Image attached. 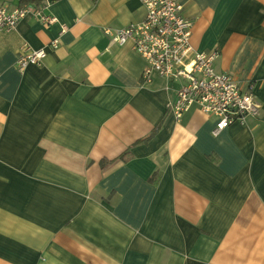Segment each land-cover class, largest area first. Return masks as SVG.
Instances as JSON below:
<instances>
[{
	"label": "crops",
	"instance_id": "0c3cea01",
	"mask_svg": "<svg viewBox=\"0 0 264 264\" xmlns=\"http://www.w3.org/2000/svg\"><path fill=\"white\" fill-rule=\"evenodd\" d=\"M28 5L56 22L0 32V264H264V0H184L191 56L217 52L262 105L217 136L196 107L173 116L183 82L143 83L106 33L142 0ZM24 46L42 65L18 68Z\"/></svg>",
	"mask_w": 264,
	"mask_h": 264
},
{
	"label": "built area",
	"instance_id": "2783aa9c",
	"mask_svg": "<svg viewBox=\"0 0 264 264\" xmlns=\"http://www.w3.org/2000/svg\"><path fill=\"white\" fill-rule=\"evenodd\" d=\"M145 18L130 23L116 33L106 30L112 43L124 46L130 43L133 51L144 61L141 79L150 83L153 76L183 82L177 92L171 112L177 121L192 108L216 118L213 136L239 124L247 125L250 118H258L262 105L257 100L252 83L243 86L226 73L215 70L219 54L195 53L191 56L193 23L184 14V0H142ZM35 15L41 24L56 22L32 5L11 8L0 5V32L15 30L22 20ZM59 41L52 46L57 48ZM45 48L24 46L16 65L22 71L30 65H42Z\"/></svg>",
	"mask_w": 264,
	"mask_h": 264
},
{
	"label": "trees",
	"instance_id": "16d2710c",
	"mask_svg": "<svg viewBox=\"0 0 264 264\" xmlns=\"http://www.w3.org/2000/svg\"><path fill=\"white\" fill-rule=\"evenodd\" d=\"M52 1H56V0H52ZM42 3V0H20V5L21 6H24V5H28V4H35L36 6L37 5H39V4H41ZM123 158V157H122ZM105 163H106V161L105 160H103L102 162H101V167L104 169L106 166H104L105 165ZM108 163V165L111 163V162H107ZM107 165V166H108Z\"/></svg>",
	"mask_w": 264,
	"mask_h": 264
}]
</instances>
